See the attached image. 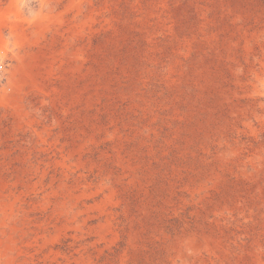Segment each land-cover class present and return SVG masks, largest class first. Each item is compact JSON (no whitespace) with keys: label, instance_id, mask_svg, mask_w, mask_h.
<instances>
[{"label":"rangeland","instance_id":"374dc122","mask_svg":"<svg viewBox=\"0 0 264 264\" xmlns=\"http://www.w3.org/2000/svg\"><path fill=\"white\" fill-rule=\"evenodd\" d=\"M0 264H264V0H0Z\"/></svg>","mask_w":264,"mask_h":264},{"label":"built area","instance_id":"2783aa9c","mask_svg":"<svg viewBox=\"0 0 264 264\" xmlns=\"http://www.w3.org/2000/svg\"><path fill=\"white\" fill-rule=\"evenodd\" d=\"M3 70V64H2V62L0 61V71H2Z\"/></svg>","mask_w":264,"mask_h":264}]
</instances>
